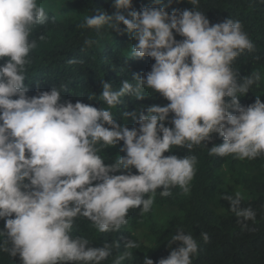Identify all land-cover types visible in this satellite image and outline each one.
Here are the masks:
<instances>
[{
  "label": "clouds",
  "instance_id": "1",
  "mask_svg": "<svg viewBox=\"0 0 264 264\" xmlns=\"http://www.w3.org/2000/svg\"><path fill=\"white\" fill-rule=\"evenodd\" d=\"M132 3L114 0V15L97 10L85 25L117 33L123 25L136 41L133 59L149 57L155 63L143 78L124 80L118 89L101 80L100 97L107 108L97 109L79 101L61 103L60 87L27 95L26 66L36 47L30 37L49 18L38 0H0V60H5L0 65V220L5 222L0 251L19 256L22 264H103L113 245L92 248L87 239L73 237L75 220L87 218L101 233L118 232L128 223L130 210H151L158 189L162 197L171 196L176 187L187 194L197 158L164 155L174 147L188 152L206 147L215 134L223 143L208 149L209 155L240 160L264 155V102L257 97L247 107L240 104L260 75L238 80L232 68L245 50L254 49L241 22L228 18L210 24L198 10L199 0H188L194 10L171 14L163 0H153V6L139 12ZM174 33L183 39L177 41ZM77 62L82 61H69ZM145 88L169 103L147 107V114L123 112L138 128L117 123L111 109L122 97L143 100ZM170 113L171 128L165 126ZM121 141L126 155L106 164L98 145L113 148ZM222 199L241 226L255 220V211L242 207V193H226ZM177 229L169 246H180L158 264H192L198 254V240ZM201 237L209 240L207 233ZM136 247L132 240L125 245ZM143 264L154 262L145 257Z\"/></svg>",
  "mask_w": 264,
  "mask_h": 264
},
{
  "label": "trees",
  "instance_id": "2",
  "mask_svg": "<svg viewBox=\"0 0 264 264\" xmlns=\"http://www.w3.org/2000/svg\"><path fill=\"white\" fill-rule=\"evenodd\" d=\"M113 3L114 0H38L49 19L44 25H37L30 37L36 47L31 51L30 63L26 66L25 83L29 86V97L60 87L61 103L70 101L75 104L79 101L97 109L107 108L100 97L101 80L118 89L122 81L135 83L134 76L143 78L151 71L155 63L153 59H133L131 47L136 41L127 35L123 25L119 33L108 28L97 32L85 25V18L97 10L114 15ZM163 3L169 14L174 10H194L188 0H171V3L163 0ZM150 6H153V0H133L132 10L139 12ZM198 10L210 24L228 18L241 22L254 49L251 52L245 50L234 60L232 68L238 73V80L256 73L260 80L240 98V104L247 107L254 104L257 97L264 102V0H199ZM121 14L127 17V11ZM174 36L177 41L183 39L175 33ZM86 40L93 43L86 45ZM71 60L82 62L69 63ZM4 62L0 60V65ZM143 95V100H136L134 96L121 98L122 103L111 109L117 123L126 124L130 130L138 128V123L124 118L122 113L145 110L147 114V107L169 103L149 88L143 90ZM173 116L169 114L166 127H173ZM222 143L223 139L214 134L206 147L194 146L190 152L186 148L174 147L164 153L178 158L196 156V174L187 194L176 187L171 190V196L162 197L158 189L151 210L147 213L139 209L130 210L128 223L118 232L101 233L90 220L79 217L74 222L72 236L87 239L88 246L92 248L112 244V255L103 264H117V261L119 264H143L145 257L158 264L160 259L167 258L180 246L178 242L169 246L171 236L176 235L177 228H180L198 240V254L192 258V264H264V155L244 160L234 155H209L208 149ZM121 147L123 141L113 148L98 145V155L106 164H111L117 156L126 155L120 151ZM132 173L138 174L135 168ZM235 192L242 193L244 197L242 207H251L256 213L255 220L246 222L247 227L237 223L228 201L222 199L224 194ZM4 225L5 222L0 220V231L4 230ZM201 233L208 234L207 242ZM129 240L135 241L137 247L126 249ZM115 244L119 247L116 248ZM0 264H22V261L19 256L11 257L0 251Z\"/></svg>",
  "mask_w": 264,
  "mask_h": 264
}]
</instances>
